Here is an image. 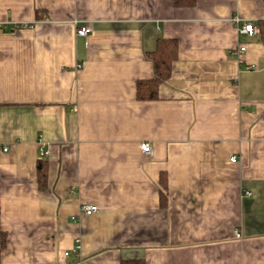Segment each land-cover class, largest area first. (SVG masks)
I'll return each mask as SVG.
<instances>
[{
  "label": "crops",
  "instance_id": "crops-1",
  "mask_svg": "<svg viewBox=\"0 0 264 264\" xmlns=\"http://www.w3.org/2000/svg\"><path fill=\"white\" fill-rule=\"evenodd\" d=\"M235 17L264 0H0V264H264V44Z\"/></svg>",
  "mask_w": 264,
  "mask_h": 264
},
{
  "label": "trees",
  "instance_id": "trees-1",
  "mask_svg": "<svg viewBox=\"0 0 264 264\" xmlns=\"http://www.w3.org/2000/svg\"><path fill=\"white\" fill-rule=\"evenodd\" d=\"M196 0H174V4L177 7H189L194 6ZM39 16V13H37ZM259 38L264 44V19L258 21ZM179 54V45L176 39L160 38L157 43L156 50L148 54V58L153 62L154 75L150 79H142L137 82V97L139 100H155L159 97L160 86L167 82L172 74L173 63L177 60ZM48 169L46 168V162H40L38 168V180L42 187L46 181ZM161 185L166 190L168 187L166 174H161ZM161 190V203L162 206L166 205L167 196ZM6 245L5 234L1 237L0 247V262L2 249ZM121 264H146L143 259L122 260Z\"/></svg>",
  "mask_w": 264,
  "mask_h": 264
},
{
  "label": "built area",
  "instance_id": "built-area-1",
  "mask_svg": "<svg viewBox=\"0 0 264 264\" xmlns=\"http://www.w3.org/2000/svg\"><path fill=\"white\" fill-rule=\"evenodd\" d=\"M234 22L237 24V26L239 27V30L249 34L250 36H253L257 33H259V28L254 26L253 23L251 22H245L244 24L241 25L242 20L239 17H235L234 18ZM92 33V29L89 25H80L79 27H77V34L80 36H88ZM246 46L245 45H239L237 48H235L232 53L236 54L237 57L242 58L243 54L246 52ZM141 150L146 154L151 156L153 149H152V145L149 142H141L140 144ZM4 151L8 150V147H4L3 148ZM45 154V153H44ZM232 161H236L237 158L235 156H233L231 158ZM100 210V208L95 205V204H82L81 206V213L85 214V215H92L97 213ZM236 236L238 238L241 237V233L237 230L236 231ZM81 249V241L80 239H76V243L74 248L72 249V252L76 253V255H79V251ZM66 255L70 254V251H67L65 253Z\"/></svg>",
  "mask_w": 264,
  "mask_h": 264
}]
</instances>
